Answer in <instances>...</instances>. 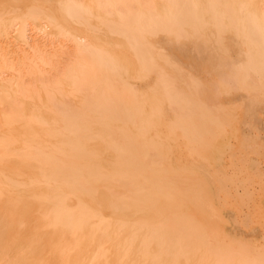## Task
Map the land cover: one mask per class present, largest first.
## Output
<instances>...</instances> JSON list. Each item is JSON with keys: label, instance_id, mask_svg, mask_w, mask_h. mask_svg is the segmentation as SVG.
Wrapping results in <instances>:
<instances>
[{"label": "bare ground", "instance_id": "obj_1", "mask_svg": "<svg viewBox=\"0 0 264 264\" xmlns=\"http://www.w3.org/2000/svg\"><path fill=\"white\" fill-rule=\"evenodd\" d=\"M0 262L264 264V0H0Z\"/></svg>", "mask_w": 264, "mask_h": 264}, {"label": "rangeland", "instance_id": "obj_2", "mask_svg": "<svg viewBox=\"0 0 264 264\" xmlns=\"http://www.w3.org/2000/svg\"><path fill=\"white\" fill-rule=\"evenodd\" d=\"M30 28H31V27L29 26V27H28V30H29V31H27V32H28L27 35L29 36L28 38H29V39L31 38L30 40H33V37H34V39H37V37H39L38 39H40V40L42 41L43 44L46 43L48 40H50V39H48L47 41L45 40L46 42H44V41H43L44 39H42L43 36H41L42 34L39 33V32H37V31H35V29L33 30V28H32L31 31H30ZM32 30H33V31H32ZM35 32H36V33H35ZM35 34H36V35H35ZM31 35H32V37H31ZM40 36H41V37H40ZM57 40L59 41L58 43L56 42ZM60 40H61V39H60ZM60 40H59V39H54V42H55V43H54L53 40H52L51 42H52V44L54 43V45H53L54 47L52 46L53 48H52V47L50 48V46H49L50 49L48 48V50H49L50 52H54V51H55L54 54H56V52H57V54L55 55L56 57L54 56V58H56L57 61L59 60V61H60V64H61V65L58 64L59 61H58L57 63L54 62L57 66H59V65H60V66L64 65V63L67 62L68 59L70 58V57H69V56H70V53H71L70 51H72L71 48H70V47H71V43H70V42L67 41L68 43H65L63 40H62V41H60ZM51 42L49 43V41H48L47 43L50 44V45H52ZM62 42H63V43H62ZM59 43H61V44H59ZM64 43L67 44V45H65ZM14 45H15V44L13 43V46H12V45H11V46L14 48V47H15ZM62 45H63V46H62ZM69 45H70V46H69ZM12 47H10V48H12ZM19 48H20V50H23V48H25V46H23V48H22V47H19ZM18 50H19V49H18ZM57 50H58V51L60 50L61 55H58V51H57ZM64 51H65V52H64ZM17 52H18V51H17ZM19 52H20V51H19ZM60 52H59V54H60ZM67 52H68L69 54L66 55ZM62 54H64V55H62ZM68 55H69V56H68ZM57 56H59V57H57ZM68 57H69V58H68ZM54 58H53V60H55ZM67 58H68V59H67ZM61 62H62L63 64H62ZM9 75H11V73H8V74L5 73L3 77H6V76L8 77ZM244 129H245V128H244ZM244 129H243V130H244ZM244 131L247 132V133L249 132L248 130H244ZM0 263H1V262H0ZM1 264H2V263H1Z\"/></svg>", "mask_w": 264, "mask_h": 264}]
</instances>
